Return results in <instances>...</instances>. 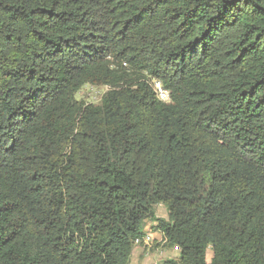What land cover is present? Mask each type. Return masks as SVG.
<instances>
[{
  "label": "trees",
  "instance_id": "1",
  "mask_svg": "<svg viewBox=\"0 0 264 264\" xmlns=\"http://www.w3.org/2000/svg\"><path fill=\"white\" fill-rule=\"evenodd\" d=\"M146 220L264 264V0H0V264H129Z\"/></svg>",
  "mask_w": 264,
  "mask_h": 264
},
{
  "label": "rangeland",
  "instance_id": "2",
  "mask_svg": "<svg viewBox=\"0 0 264 264\" xmlns=\"http://www.w3.org/2000/svg\"><path fill=\"white\" fill-rule=\"evenodd\" d=\"M106 91L107 88L105 87L86 85L76 94V100L82 101L85 104L97 105ZM154 212L156 218L167 220V211L162 205L156 206ZM143 232L145 236L150 238V241L134 246L133 250L140 252V256L138 253L133 264L136 262L137 264H159L162 261L177 259L179 257V250L177 247H170L167 245L155 223L146 220ZM210 259L211 253L208 251L206 256L207 262H209ZM129 264L132 263L129 262Z\"/></svg>",
  "mask_w": 264,
  "mask_h": 264
},
{
  "label": "built area",
  "instance_id": "3",
  "mask_svg": "<svg viewBox=\"0 0 264 264\" xmlns=\"http://www.w3.org/2000/svg\"><path fill=\"white\" fill-rule=\"evenodd\" d=\"M153 88L157 93V98L161 101V102H167L169 101V95L166 91H164L161 87V85L157 82H155L153 84ZM150 241V238L148 236H144L142 240H136L135 241V246L136 245H140L142 243H148Z\"/></svg>",
  "mask_w": 264,
  "mask_h": 264
},
{
  "label": "crops",
  "instance_id": "4",
  "mask_svg": "<svg viewBox=\"0 0 264 264\" xmlns=\"http://www.w3.org/2000/svg\"><path fill=\"white\" fill-rule=\"evenodd\" d=\"M138 253H139V256H140V252H138L136 250H133L132 255H131V259H130V263L133 264V262L135 261L136 257L138 256ZM135 264H137V262Z\"/></svg>",
  "mask_w": 264,
  "mask_h": 264
},
{
  "label": "clouds",
  "instance_id": "5",
  "mask_svg": "<svg viewBox=\"0 0 264 264\" xmlns=\"http://www.w3.org/2000/svg\"><path fill=\"white\" fill-rule=\"evenodd\" d=\"M155 82H157V81H153V83H152V85L155 83ZM157 83H159V82H157ZM160 84V83H159ZM154 89V88H153ZM163 89V88H162ZM164 90V89H163ZM165 91V90H164ZM154 92H155V94H156V97H157V93H156V91L154 90ZM167 92V91H166ZM168 93V92H167ZM168 95H169V93H168ZM158 99V98H157ZM159 100V99H158ZM160 101V100H159ZM161 102V101H160ZM168 102H170V95H169V101H167V102H162V103H168Z\"/></svg>",
  "mask_w": 264,
  "mask_h": 264
}]
</instances>
